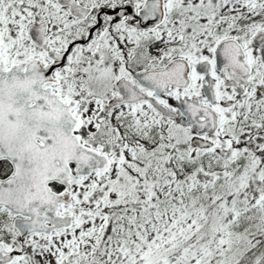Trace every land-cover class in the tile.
Segmentation results:
<instances>
[{"label": "snow or ice", "instance_id": "obj_1", "mask_svg": "<svg viewBox=\"0 0 264 264\" xmlns=\"http://www.w3.org/2000/svg\"><path fill=\"white\" fill-rule=\"evenodd\" d=\"M0 264H264V0H0Z\"/></svg>", "mask_w": 264, "mask_h": 264}]
</instances>
